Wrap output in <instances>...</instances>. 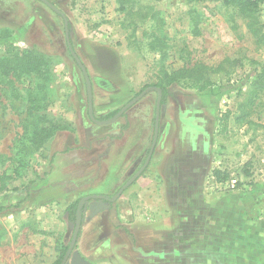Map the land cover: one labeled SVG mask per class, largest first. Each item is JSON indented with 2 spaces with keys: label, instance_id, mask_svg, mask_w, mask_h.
Instances as JSON below:
<instances>
[{
  "label": "rangeland",
  "instance_id": "374dc122",
  "mask_svg": "<svg viewBox=\"0 0 264 264\" xmlns=\"http://www.w3.org/2000/svg\"><path fill=\"white\" fill-rule=\"evenodd\" d=\"M45 1L68 22L98 121L156 84L162 67L176 71L201 63L220 69L216 85L202 93L168 88L147 168L111 201L148 155L156 93H147L113 124H94L63 19L40 1L0 0V31H6L0 58L26 53L46 65L44 80L0 77V264H57L74 227L66 209L87 196L106 199L84 204L82 234L66 264H76V256L103 259L97 264H186L175 263L172 255L187 249L199 232L185 230L184 208L170 206L172 183L181 189L190 179L198 191H227L211 181L218 171L235 179L240 190H264V4L243 18L208 0ZM28 93L44 98L48 119L62 131L46 150L27 158L17 175L12 159ZM246 173L250 178L243 181ZM93 229L104 230L100 240H109L111 249L94 248L100 240ZM261 234L264 226L256 227L239 264H264Z\"/></svg>",
  "mask_w": 264,
  "mask_h": 264
},
{
  "label": "crops",
  "instance_id": "0c3cea01",
  "mask_svg": "<svg viewBox=\"0 0 264 264\" xmlns=\"http://www.w3.org/2000/svg\"><path fill=\"white\" fill-rule=\"evenodd\" d=\"M247 174L243 175V181L250 178ZM254 174L256 176L255 172ZM211 179L217 188H224L227 191L218 192L214 189L198 191L194 189L195 182H190V179H186L189 185L185 186L186 183H184L181 189L177 188L176 182L170 185L173 192L170 196V206L175 209L176 207L184 208L185 230L191 233L199 232V237L197 239L192 238L194 241L189 243L188 248L183 251L184 254L178 252L172 255L175 263L185 261L186 264H239L243 260L242 256L247 258L245 255L249 251L246 246H249L248 242L252 238V233L256 227L264 226V190L230 188V180L233 179L230 177L226 181H216L214 176ZM153 205L151 204V206ZM198 209L200 214H197ZM152 211L156 212L153 209ZM170 214L172 213L170 212ZM175 218L178 222L181 221L177 216ZM125 226L128 227V225ZM172 229H176V227ZM92 232L98 233L99 240L104 235V230L93 229L91 234ZM107 232H111L110 228L107 229ZM81 234L79 232V240ZM202 239L203 242H201ZM260 239L264 240V234L260 235ZM93 246L95 249L101 246L102 248L104 246L109 249L112 248L109 240H100L98 244L95 242ZM81 257H74L73 262L76 264L78 261L79 264H97L103 261L98 257L84 259Z\"/></svg>",
  "mask_w": 264,
  "mask_h": 264
},
{
  "label": "trees",
  "instance_id": "16d2710c",
  "mask_svg": "<svg viewBox=\"0 0 264 264\" xmlns=\"http://www.w3.org/2000/svg\"><path fill=\"white\" fill-rule=\"evenodd\" d=\"M32 1L37 2L35 0ZM188 1L192 3H202L207 0ZM208 1L212 3L220 2L225 6H230L237 14H240L243 18H252L254 12L258 8V4H264V0ZM121 2L123 4L124 2H127V0H121ZM44 5L48 7L46 4ZM196 24L197 23H195V28ZM4 34H6V31H0V42L1 40H4ZM162 55L165 56V53L162 52ZM42 67L46 68V65L42 63L39 59L33 57L31 54H15L10 57L0 58V77L11 78L14 81L19 80L23 75L29 74L33 75L35 80L36 78L44 80L45 77L42 71ZM219 69V66H217L216 68H212L207 67L201 63H194L189 65L187 64L176 71H167V69L162 67L159 73L161 79H159L156 84L150 87L159 88L161 90L162 106L166 102L168 96V88L170 86L177 85L184 89H190L195 92L202 93L216 85V83L214 82V75L219 72ZM39 88L44 89V86L39 84L38 89ZM26 101L29 102V105L26 108V122L23 128L21 138L14 151V158L12 159V162L16 164V170H18V172L16 171L17 173H15L17 175H20V170L25 168V163L28 160L27 158L33 156L38 152L46 150L45 148L47 143L52 140L58 132L62 131V128L60 126L56 125L53 122H50V120L48 119L45 113L46 105L44 106L42 104L44 102V98L38 100L37 98L35 99V97H33L32 93H28ZM41 106L44 107L42 108ZM117 112L118 111L110 113L107 117H105V119L112 118ZM50 164H52V159H50ZM214 177L216 181H226L229 178L227 174H223L218 171H214ZM6 179H8V177H6ZM78 202L79 200L73 202L66 209L68 221L72 224H74L75 222V214ZM67 249L68 245L65 247L61 246L59 248V259L57 261V264H60Z\"/></svg>",
  "mask_w": 264,
  "mask_h": 264
},
{
  "label": "water",
  "instance_id": "95a60500",
  "mask_svg": "<svg viewBox=\"0 0 264 264\" xmlns=\"http://www.w3.org/2000/svg\"><path fill=\"white\" fill-rule=\"evenodd\" d=\"M40 1L43 4H46L52 11H54L55 13L59 14L64 21V33H65V40L68 46V50L71 54V57L74 59V61L76 62V64L78 65L79 69L82 72V75L84 77V82L86 85V96H87V105H88V113H89V118L90 120L99 126H106V125H110L113 124L114 122H116L128 109H130L133 105H135L136 103H138L147 93L149 92H155L156 93V102H155V118H154V130H153V137H152V142H151V146L148 152V155L145 159V162L143 163V165L140 167V169L134 173V175L119 189V191L116 193V195H114L111 199V201H115L117 198L120 197V195L123 193V191H125V189H127L130 185H132L137 179L138 177L144 172V170L147 168L150 159L152 157V154L154 152L156 143H157V139H158V134H159V115H160V108H161V99H162V92L159 88H155V87H148L145 90H143L140 94H138L136 97H134L132 100H130L128 103H126L123 107H121L118 112L110 119L105 120V121H98L94 118L93 116V106H92V86H91V81L89 79V76L87 74V71L85 69V67L83 66V64L81 63L80 59L78 58V56L74 53V51L72 50V47L70 45V38H69V30H68V22L65 18V16L59 12L57 9H55L53 6H51L50 4H48L45 0H37ZM91 199H106L104 196H87V197H83L79 200L78 204H77V208H76V214H75V222H74V227H73V232H72V236H71V240L70 243L68 245V249L62 259V261L60 262V264H66V262L68 261V259L70 258L80 229H81V221H82V211H83V206L84 204L91 200Z\"/></svg>",
  "mask_w": 264,
  "mask_h": 264
},
{
  "label": "built area",
  "instance_id": "2783aa9c",
  "mask_svg": "<svg viewBox=\"0 0 264 264\" xmlns=\"http://www.w3.org/2000/svg\"><path fill=\"white\" fill-rule=\"evenodd\" d=\"M237 185V181L235 179L230 180V188H234Z\"/></svg>",
  "mask_w": 264,
  "mask_h": 264
}]
</instances>
